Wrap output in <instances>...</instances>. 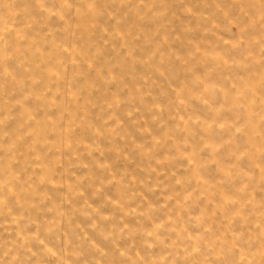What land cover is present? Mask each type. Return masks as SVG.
I'll return each instance as SVG.
<instances>
[{
    "label": "rangeland",
    "instance_id": "1",
    "mask_svg": "<svg viewBox=\"0 0 264 264\" xmlns=\"http://www.w3.org/2000/svg\"><path fill=\"white\" fill-rule=\"evenodd\" d=\"M262 234L264 0H0V264H249Z\"/></svg>",
    "mask_w": 264,
    "mask_h": 264
},
{
    "label": "clouds",
    "instance_id": "2",
    "mask_svg": "<svg viewBox=\"0 0 264 264\" xmlns=\"http://www.w3.org/2000/svg\"><path fill=\"white\" fill-rule=\"evenodd\" d=\"M262 236H264V234H262ZM258 244L259 247L255 250V251H250L247 255H248V260H249V264H252V262H257V264H259V260L261 258H264V243H260L259 242V238H258Z\"/></svg>",
    "mask_w": 264,
    "mask_h": 264
}]
</instances>
